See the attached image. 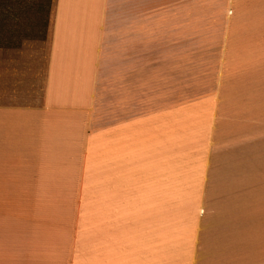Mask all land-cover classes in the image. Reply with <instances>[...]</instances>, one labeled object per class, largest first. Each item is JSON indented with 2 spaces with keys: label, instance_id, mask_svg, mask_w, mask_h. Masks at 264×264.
<instances>
[{
  "label": "clouds",
  "instance_id": "1",
  "mask_svg": "<svg viewBox=\"0 0 264 264\" xmlns=\"http://www.w3.org/2000/svg\"><path fill=\"white\" fill-rule=\"evenodd\" d=\"M116 6L62 0L46 104L0 110V264H264V0Z\"/></svg>",
  "mask_w": 264,
  "mask_h": 264
},
{
  "label": "crops",
  "instance_id": "2",
  "mask_svg": "<svg viewBox=\"0 0 264 264\" xmlns=\"http://www.w3.org/2000/svg\"><path fill=\"white\" fill-rule=\"evenodd\" d=\"M110 2L117 5L113 11L118 13L121 0ZM61 4L62 0H55L49 37L35 31L19 35L17 25L11 20L0 25V110H16L20 102L36 108L46 104L62 44ZM76 39L90 45L97 59L106 54L103 41L93 39L90 33L85 32L82 37L77 34ZM107 54L120 55L112 49ZM253 147L259 148L260 142ZM194 260L195 264H203V253L199 249Z\"/></svg>",
  "mask_w": 264,
  "mask_h": 264
},
{
  "label": "rangeland",
  "instance_id": "3",
  "mask_svg": "<svg viewBox=\"0 0 264 264\" xmlns=\"http://www.w3.org/2000/svg\"><path fill=\"white\" fill-rule=\"evenodd\" d=\"M55 0H0V25L12 21L20 34L38 32L49 37Z\"/></svg>",
  "mask_w": 264,
  "mask_h": 264
}]
</instances>
